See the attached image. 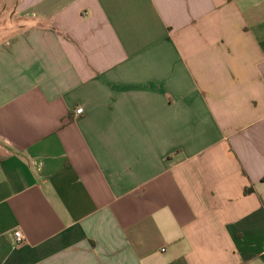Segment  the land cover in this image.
Here are the masks:
<instances>
[{"label": "crops", "instance_id": "obj_1", "mask_svg": "<svg viewBox=\"0 0 264 264\" xmlns=\"http://www.w3.org/2000/svg\"><path fill=\"white\" fill-rule=\"evenodd\" d=\"M10 3L0 264H264V0Z\"/></svg>", "mask_w": 264, "mask_h": 264}, {"label": "built area", "instance_id": "obj_2", "mask_svg": "<svg viewBox=\"0 0 264 264\" xmlns=\"http://www.w3.org/2000/svg\"><path fill=\"white\" fill-rule=\"evenodd\" d=\"M83 112H84V111H83L82 109H80V110L77 111V113H78L79 115L83 114ZM15 238H16V240H17L18 243H21V242L24 240V237H23V234H22L21 231H17V232L15 233Z\"/></svg>", "mask_w": 264, "mask_h": 264}, {"label": "rangeland", "instance_id": "obj_3", "mask_svg": "<svg viewBox=\"0 0 264 264\" xmlns=\"http://www.w3.org/2000/svg\"><path fill=\"white\" fill-rule=\"evenodd\" d=\"M4 0H2V2H3ZM7 0H5V2H6ZM14 1L15 0H11V3H10V6H13L14 5Z\"/></svg>", "mask_w": 264, "mask_h": 264}]
</instances>
